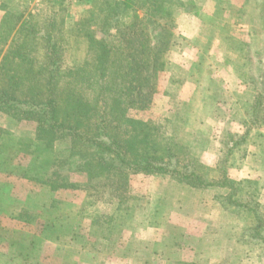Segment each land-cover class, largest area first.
Returning <instances> with one entry per match:
<instances>
[{
  "label": "rangeland",
  "instance_id": "rangeland-1",
  "mask_svg": "<svg viewBox=\"0 0 264 264\" xmlns=\"http://www.w3.org/2000/svg\"><path fill=\"white\" fill-rule=\"evenodd\" d=\"M53 1L56 4L53 5ZM104 1L0 0V22L7 12H14L18 4L26 15L32 14L39 26L46 25L55 10L58 17L62 15L60 21L63 19L69 27L96 15ZM179 1L172 5L174 15L168 19L167 30L171 36L164 32L166 21L148 13L144 15L153 12L152 8H137L143 19L140 27L150 40L148 54L153 57L155 51L161 53L167 65L157 76H149L144 71L143 76L149 79L146 82L151 86L145 89L150 96L149 104L145 109L126 111L120 107L126 116L125 122L131 130L150 127L155 136L170 143L180 156L197 159L199 170L210 179L219 177L218 166L224 159L230 178L252 183L249 194L244 195L264 205V169L254 171L251 177L248 173L241 175V179H237L240 175L235 173L239 167L248 171V148L244 146V151L241 148L251 140L254 127L264 132V114L258 113L256 117L253 111L254 96L257 93L264 96V0ZM255 60L261 66L251 73L261 78L259 89L252 83L244 85L240 77L249 73L243 62ZM238 80L243 88L239 87ZM113 113L112 119L116 116ZM35 126L33 122L18 121L0 111V145L7 143L16 154L32 155L36 149L31 141L36 134ZM238 155H245L246 159ZM92 175L99 179L101 174L97 169L90 175H74L73 181L85 183L92 180ZM3 182L14 185L10 191L16 199H6V204L0 200V253L8 249L11 238L33 241L41 220H48L64 230L59 233L62 237L57 244L55 231L46 228L41 231L46 242L41 243L39 258L42 255L49 264H57L53 254L58 245L66 252L67 264L80 261L84 256L87 264H102L107 257L116 256L130 264H181L179 260L194 264H230L236 259L233 237L218 234L223 223L226 225L232 220L222 212V202L226 200L215 199L214 191L191 188L170 178L132 174L128 188L122 192L126 203L137 209L132 208L129 212L132 217L122 219L121 230L109 236L110 230L90 225L88 205L94 198L91 193L96 195L95 192L82 187L61 190L54 195L41 190L37 195L31 192L40 191L35 184L15 176L0 175V183ZM29 194L36 201L28 212L20 205ZM160 197L168 208L166 212L151 215ZM4 198L7 196L3 195ZM41 201L48 204L46 209ZM99 201L91 206L92 210L97 209L100 214L118 212V204ZM30 212L40 216L33 224L17 218ZM96 212L94 214H98ZM261 213L264 215V208ZM153 246L158 254L152 257L149 254ZM70 250L78 252L74 254ZM255 250L252 260L243 257L240 264H264V241L260 249Z\"/></svg>",
  "mask_w": 264,
  "mask_h": 264
},
{
  "label": "trees",
  "instance_id": "trees-1",
  "mask_svg": "<svg viewBox=\"0 0 264 264\" xmlns=\"http://www.w3.org/2000/svg\"><path fill=\"white\" fill-rule=\"evenodd\" d=\"M109 1H104L96 15L69 27L63 19L60 21L62 15L58 17L55 10L48 23L39 26L32 14L26 15L18 4L14 12H7L1 20L0 111L18 121L35 123L36 134L31 141L36 149L32 155L16 154L11 145L2 143L0 175L35 184L40 191L31 190L32 194L43 190L54 195L61 190L82 187L95 192L96 195L91 193L94 198L88 205L90 225L110 230L109 236L121 230L122 219L132 217L129 213L132 208L137 209L126 203L122 192L128 188L132 174L170 178L191 188L214 191L215 199L226 200L222 202V212L232 220L226 225L224 222L218 232L234 239L236 259L230 264H240L243 257L252 260L256 247L260 249L264 241L261 213L264 205L244 195L249 194L252 183L230 178L224 159L222 166H218L219 177L208 178V174L199 170L197 159L180 156L170 143L155 136L150 127L131 130L120 108L123 106L125 111L145 109L150 101L145 89L151 86L146 82L149 79L143 76L144 71L149 76H157L167 65L161 53L155 51L153 57L148 54L150 40L140 27L143 19L137 8H152L153 12L144 15L148 13L166 21L164 32L171 36L167 30L168 19L173 18L172 5L176 0ZM141 54L144 55L140 57ZM260 66V62H256L253 70ZM260 83V77L252 79L256 88ZM261 96L259 93L254 96L256 117L258 113L264 114V96ZM113 112L116 116L112 119ZM97 169L101 174L99 179L92 175V180L85 183L73 181L74 175H90ZM6 189L9 190L5 195ZM12 189L14 185L0 183V200L4 204L6 199H16L11 195ZM3 195L7 198L2 199ZM34 199L29 194L20 206L28 211ZM99 200L118 204V212L100 214L97 209L92 210L91 206L97 205ZM41 203L44 209L48 207L46 202ZM167 208L160 197L150 214L158 215ZM38 217L30 212L17 218L33 224ZM239 219L242 222L239 223ZM40 223L33 241L10 239L8 249L0 253V264H49L42 255L39 258L41 243L46 242L41 231L45 228L55 231L57 244L62 237L59 233L64 230L48 220ZM59 247L54 248L53 258L57 264H67L66 252ZM151 250L150 256L158 254L154 246ZM83 262H87L85 256L80 261L73 260L72 264Z\"/></svg>",
  "mask_w": 264,
  "mask_h": 264
},
{
  "label": "crops",
  "instance_id": "crops-1",
  "mask_svg": "<svg viewBox=\"0 0 264 264\" xmlns=\"http://www.w3.org/2000/svg\"><path fill=\"white\" fill-rule=\"evenodd\" d=\"M256 60L255 61H250V62H243L244 63V66H248L249 68V73H247L246 75L244 76H240L243 78L242 80V83H244V85H250L252 83V79L254 77H256L257 75L251 73V70L253 71V66L256 64ZM237 80V78H235ZM238 83H239V87L240 88H243V85H241V83L239 82L238 80ZM261 93V92H260ZM264 93V92H263ZM199 108H197V111H198ZM198 113V112H197ZM192 120L194 121L195 120V116H193ZM254 131L251 135V140L248 141V143H244L242 148H241V151H244V146L246 148H248V157L246 158H249L248 160L245 158V155H238V157L241 159H246V161H249L248 163V171L246 172V170H242V167H239V170L238 171H235V173L237 175H240L238 176L239 178L237 179H241V175L243 176L244 174L248 173V175H253V172L254 171H262L264 169V132L260 131V129H256L254 127ZM259 136V138H258ZM259 139V140H258ZM245 165V164H244ZM109 256V255H108ZM102 264H130L129 261L127 260H123L121 259L120 257H113L112 259H110V257H107L105 260H104V263Z\"/></svg>",
  "mask_w": 264,
  "mask_h": 264
}]
</instances>
